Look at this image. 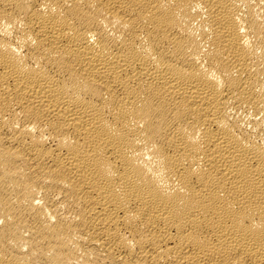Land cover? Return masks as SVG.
<instances>
[{
  "label": "bare ground",
  "instance_id": "1",
  "mask_svg": "<svg viewBox=\"0 0 264 264\" xmlns=\"http://www.w3.org/2000/svg\"><path fill=\"white\" fill-rule=\"evenodd\" d=\"M0 264H264V0H0Z\"/></svg>",
  "mask_w": 264,
  "mask_h": 264
}]
</instances>
